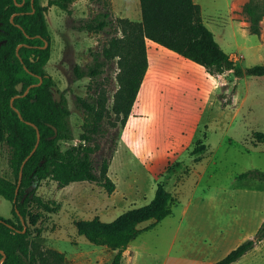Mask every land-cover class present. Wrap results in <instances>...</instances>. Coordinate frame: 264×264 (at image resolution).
Wrapping results in <instances>:
<instances>
[{"label":"rangeland","instance_id":"rangeland-1","mask_svg":"<svg viewBox=\"0 0 264 264\" xmlns=\"http://www.w3.org/2000/svg\"><path fill=\"white\" fill-rule=\"evenodd\" d=\"M47 1L40 0L43 5ZM200 2L206 26L215 34L224 33L221 48L228 55L243 56L236 65L264 64L260 37L229 20L225 0ZM249 4L253 15L242 9L248 25L252 18L264 16V0ZM106 10L113 19H141L139 0H71L67 10L51 6L45 15L51 35L45 68L68 100L73 137L60 141L64 151L82 143L85 115L77 98L87 99L100 90L105 94L110 115L95 138L92 157L97 172L102 161H108L115 189L108 193L102 185L87 181L59 188L51 180L43 181L37 194L44 200H56L61 207L56 213L32 207L34 213L42 214L30 227L39 231L44 249L63 253L64 264H109L115 251L79 235L77 223L96 217L112 222L147 205L162 185L172 195L171 214L131 241V263L126 251L121 264H169L172 258H167L179 252V241L190 251L212 249L204 260L211 262L233 246L226 237L235 226L255 232L264 221V182L238 178L253 169L264 172V143L257 142L255 135L264 133V76L237 78L230 71L210 75L202 66L158 44L155 48L147 40L150 63L145 81L122 127L112 112L118 88L116 60L95 79H76L73 73L75 65H90L93 54L111 37L121 36L117 28L111 34L83 29ZM0 175L10 176L5 150H0ZM10 213L11 203L0 196V215ZM216 229L221 238L213 241ZM178 230L185 233L182 238L175 237ZM241 259V264H264V241Z\"/></svg>","mask_w":264,"mask_h":264},{"label":"trees","instance_id":"trees-1","mask_svg":"<svg viewBox=\"0 0 264 264\" xmlns=\"http://www.w3.org/2000/svg\"><path fill=\"white\" fill-rule=\"evenodd\" d=\"M69 1L48 0L43 5L40 0H0V150L6 151L10 171V176L0 175V196L12 207L10 219L0 217V264H64L63 253L44 249L39 231L30 227L42 214L34 213L32 207L45 213H56L61 207L56 200H44L37 194L43 181H54L59 188L87 181L102 185L108 193L115 189L108 175V161L103 160L97 172L92 157L95 138L101 135L103 121L110 115L101 90L87 99L77 98L85 115L82 143L65 151L60 145V141L71 140L73 134L67 97L45 68L51 42L45 15L51 6L67 10ZM139 4V21L113 19L106 10L84 25L83 29L110 34L117 28L121 36L111 37L101 51L93 54L86 68L73 67L76 79H95L116 60L118 88L112 112L120 126L128 120L148 69L147 40L202 66L210 75L230 71L237 78L264 76V64L245 68L236 65L215 40L203 21L200 6L193 0H139ZM249 5L243 10L253 15ZM259 20H250L252 34L260 33ZM255 135L257 142L264 143V133ZM247 177L264 182V172L257 169L241 173L238 178ZM171 198V193L158 185L147 205L129 210L112 222L97 217L78 222L77 233L96 246L115 251L109 264H121L130 242L171 214ZM149 220L153 222L138 228ZM262 240L264 221L251 238L212 264H232Z\"/></svg>","mask_w":264,"mask_h":264},{"label":"crops","instance_id":"crops-1","mask_svg":"<svg viewBox=\"0 0 264 264\" xmlns=\"http://www.w3.org/2000/svg\"><path fill=\"white\" fill-rule=\"evenodd\" d=\"M193 1L200 6L201 13H202V18H203L204 7H203L202 3L200 2V0H193ZM250 1L251 0H225L226 6H227V9H228L229 20L231 22L237 21L238 25L242 28V30H245L246 32L252 34L250 32V30H249L250 23L248 25L247 18L242 15V9H243L244 5H246ZM203 21L205 23L204 19H203ZM215 24H217V21L215 22ZM259 25H260V33L259 34H253V35H258L260 37V39H261V45L264 46V16H262ZM212 33L214 35L215 40L218 42V44L221 47V44H220L221 42L220 41H225L224 40V37H225L224 33L223 32L222 33L220 32L219 34H215L214 32H212ZM217 37H219V38H217ZM148 41H150V40H148ZM156 45L157 44L155 43L154 47ZM229 56L234 58L235 62H236V60L239 57L243 58V56L241 54L233 55V56L229 55ZM154 61H155V59H154ZM148 62L150 63V60H148ZM154 73H155V71H154V68H153L152 74L154 75ZM0 217H3V216L0 215ZM11 217H12V215L10 213L9 216L3 217V218L10 219ZM255 232H248V231L244 232L243 230H241V229H239V228H237L235 226L232 229V232L230 233V235L229 236L227 235V237H226V240L231 242L233 246L228 248L224 253L219 255L217 258H215L211 262L205 263L204 260L206 259V256L208 254H211L212 249H209V250H207V249L196 250L195 249V250L190 251L186 247L185 243L184 242H180V241H179V246H178L179 247V252H177L175 255H172V257H168L167 259L172 258V260L169 262V264H212L213 262H215V261L219 260L220 258H222L223 256H225L231 249L235 248L236 246H238L239 244H241L245 240L251 238L254 235ZM175 233H176L175 234L176 238H182L183 235L185 234V233L182 234V232H180L179 230L176 231ZM212 238H213L212 239L213 241H216V240L221 238V232L219 231V229H216V235L212 236ZM262 241H264V240H262ZM130 244H131V242H130ZM130 244L128 245L127 249L123 252V254L125 255V252L128 251V253H129V255H128L129 263H131V254H132V251H131V248H130L131 247ZM209 248H211V247H209ZM247 253L244 254V255H247ZM122 258L125 259L124 256ZM241 258L238 259L236 262H234L232 264H241L242 263L241 262V260H242Z\"/></svg>","mask_w":264,"mask_h":264},{"label":"water","instance_id":"water-1","mask_svg":"<svg viewBox=\"0 0 264 264\" xmlns=\"http://www.w3.org/2000/svg\"><path fill=\"white\" fill-rule=\"evenodd\" d=\"M37 136H38V138H39V134H38V132H37ZM33 153V151L30 153V155ZM30 155H28V157L30 156ZM28 157H26L25 159H24V161H23V163H22V166L24 165V163L26 162V160L28 159ZM20 179H21V171H20V175H19V182H20ZM17 190H18V188L16 189V192H17ZM22 219V218H21ZM22 222L24 223V221H23V219H22Z\"/></svg>","mask_w":264,"mask_h":264},{"label":"bare ground","instance_id":"bare-ground-1","mask_svg":"<svg viewBox=\"0 0 264 264\" xmlns=\"http://www.w3.org/2000/svg\"><path fill=\"white\" fill-rule=\"evenodd\" d=\"M145 81V78L143 79V82ZM143 82H142V84H143ZM140 94V92L138 93V95Z\"/></svg>","mask_w":264,"mask_h":264}]
</instances>
